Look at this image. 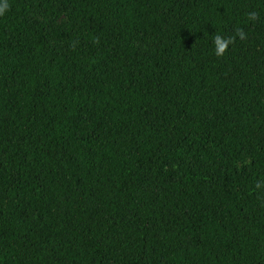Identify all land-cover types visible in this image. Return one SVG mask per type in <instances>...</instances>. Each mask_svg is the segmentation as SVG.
I'll list each match as a JSON object with an SVG mask.
<instances>
[{
    "label": "trees",
    "instance_id": "1",
    "mask_svg": "<svg viewBox=\"0 0 264 264\" xmlns=\"http://www.w3.org/2000/svg\"><path fill=\"white\" fill-rule=\"evenodd\" d=\"M0 264H264V0H0Z\"/></svg>",
    "mask_w": 264,
    "mask_h": 264
},
{
    "label": "clouds",
    "instance_id": "2",
    "mask_svg": "<svg viewBox=\"0 0 264 264\" xmlns=\"http://www.w3.org/2000/svg\"><path fill=\"white\" fill-rule=\"evenodd\" d=\"M229 40H224L222 37L217 36L216 37V43H217V54L220 55L223 53V50L227 47Z\"/></svg>",
    "mask_w": 264,
    "mask_h": 264
}]
</instances>
